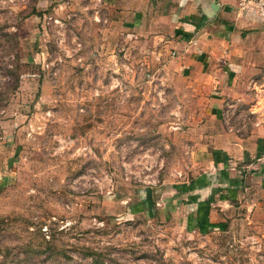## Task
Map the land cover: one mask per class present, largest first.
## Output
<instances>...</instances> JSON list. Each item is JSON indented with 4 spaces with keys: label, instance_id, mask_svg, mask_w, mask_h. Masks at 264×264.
I'll use <instances>...</instances> for the list:
<instances>
[{
    "label": "rangeland",
    "instance_id": "obj_1",
    "mask_svg": "<svg viewBox=\"0 0 264 264\" xmlns=\"http://www.w3.org/2000/svg\"><path fill=\"white\" fill-rule=\"evenodd\" d=\"M247 99L237 124L258 115ZM207 111L106 3L0 0V264H264V215L205 226L180 202Z\"/></svg>",
    "mask_w": 264,
    "mask_h": 264
},
{
    "label": "crops",
    "instance_id": "obj_2",
    "mask_svg": "<svg viewBox=\"0 0 264 264\" xmlns=\"http://www.w3.org/2000/svg\"><path fill=\"white\" fill-rule=\"evenodd\" d=\"M90 1L106 3L115 20L171 52L206 100L196 161L204 168L182 186L184 208L205 226L264 215V123L237 124L231 114L235 101L264 95V22L243 15L237 0Z\"/></svg>",
    "mask_w": 264,
    "mask_h": 264
},
{
    "label": "built area",
    "instance_id": "obj_3",
    "mask_svg": "<svg viewBox=\"0 0 264 264\" xmlns=\"http://www.w3.org/2000/svg\"><path fill=\"white\" fill-rule=\"evenodd\" d=\"M238 10L245 16L264 22V0H237ZM255 104L258 105L254 124L264 123V95L256 94ZM254 104V105H255Z\"/></svg>",
    "mask_w": 264,
    "mask_h": 264
},
{
    "label": "trees",
    "instance_id": "obj_4",
    "mask_svg": "<svg viewBox=\"0 0 264 264\" xmlns=\"http://www.w3.org/2000/svg\"><path fill=\"white\" fill-rule=\"evenodd\" d=\"M1 39H3L5 41L4 44H6L7 46H11V48L9 49L8 52L13 54V60L10 62L11 67L6 66V68H7L8 82L10 80L16 86V84L18 82V77H19V74L16 71L17 68L19 67V63H18L19 56H18V53L15 49V47H17L16 36L14 34H12L11 32L6 31L5 33H3V36H1ZM91 254H93V253L91 252ZM93 257H94V260L99 263V260H100L99 257H97L96 255L95 256L93 255Z\"/></svg>",
    "mask_w": 264,
    "mask_h": 264
},
{
    "label": "water",
    "instance_id": "obj_5",
    "mask_svg": "<svg viewBox=\"0 0 264 264\" xmlns=\"http://www.w3.org/2000/svg\"><path fill=\"white\" fill-rule=\"evenodd\" d=\"M150 187H146L145 191H146V195H147V198H148V204H150Z\"/></svg>",
    "mask_w": 264,
    "mask_h": 264
}]
</instances>
